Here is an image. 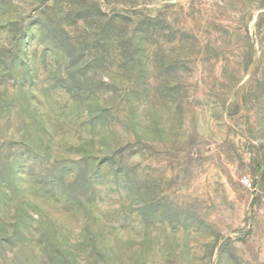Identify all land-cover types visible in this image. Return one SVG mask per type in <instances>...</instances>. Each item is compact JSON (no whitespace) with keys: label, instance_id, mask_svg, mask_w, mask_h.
<instances>
[{"label":"rangeland","instance_id":"rangeland-1","mask_svg":"<svg viewBox=\"0 0 264 264\" xmlns=\"http://www.w3.org/2000/svg\"><path fill=\"white\" fill-rule=\"evenodd\" d=\"M0 264H264V0H0Z\"/></svg>","mask_w":264,"mask_h":264},{"label":"built area","instance_id":"built-area-1","mask_svg":"<svg viewBox=\"0 0 264 264\" xmlns=\"http://www.w3.org/2000/svg\"><path fill=\"white\" fill-rule=\"evenodd\" d=\"M242 183L246 187H251V182H250V180L248 178H243L242 179Z\"/></svg>","mask_w":264,"mask_h":264}]
</instances>
